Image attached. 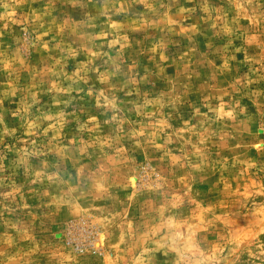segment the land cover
<instances>
[{"label": "rangeland", "instance_id": "rangeland-1", "mask_svg": "<svg viewBox=\"0 0 264 264\" xmlns=\"http://www.w3.org/2000/svg\"><path fill=\"white\" fill-rule=\"evenodd\" d=\"M0 264H264V0H0Z\"/></svg>", "mask_w": 264, "mask_h": 264}, {"label": "bare ground", "instance_id": "bare-ground-1", "mask_svg": "<svg viewBox=\"0 0 264 264\" xmlns=\"http://www.w3.org/2000/svg\"><path fill=\"white\" fill-rule=\"evenodd\" d=\"M132 181H134V178H132Z\"/></svg>", "mask_w": 264, "mask_h": 264}]
</instances>
